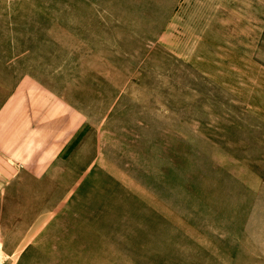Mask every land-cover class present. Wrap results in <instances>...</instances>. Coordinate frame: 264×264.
I'll use <instances>...</instances> for the list:
<instances>
[{"label": "rangeland", "instance_id": "rangeland-1", "mask_svg": "<svg viewBox=\"0 0 264 264\" xmlns=\"http://www.w3.org/2000/svg\"><path fill=\"white\" fill-rule=\"evenodd\" d=\"M0 264H264V0H0Z\"/></svg>", "mask_w": 264, "mask_h": 264}, {"label": "crops", "instance_id": "crops-1", "mask_svg": "<svg viewBox=\"0 0 264 264\" xmlns=\"http://www.w3.org/2000/svg\"><path fill=\"white\" fill-rule=\"evenodd\" d=\"M6 162H2V159H0V183H1V181L3 180L2 179V177L5 175V173H3L4 171H5V169H6V167H5V164Z\"/></svg>", "mask_w": 264, "mask_h": 264}]
</instances>
